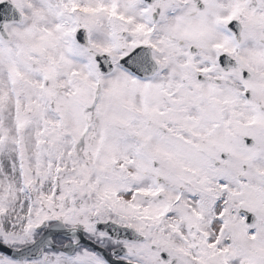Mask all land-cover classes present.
Segmentation results:
<instances>
[{
	"label": "snow or ice",
	"instance_id": "obj_1",
	"mask_svg": "<svg viewBox=\"0 0 264 264\" xmlns=\"http://www.w3.org/2000/svg\"><path fill=\"white\" fill-rule=\"evenodd\" d=\"M0 264H264V0H0Z\"/></svg>",
	"mask_w": 264,
	"mask_h": 264
}]
</instances>
